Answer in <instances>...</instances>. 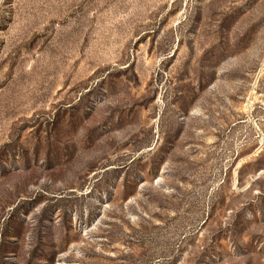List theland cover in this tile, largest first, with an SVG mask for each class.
<instances>
[{
  "label": "rangeland",
  "instance_id": "374dc122",
  "mask_svg": "<svg viewBox=\"0 0 264 264\" xmlns=\"http://www.w3.org/2000/svg\"><path fill=\"white\" fill-rule=\"evenodd\" d=\"M0 264H264V0H0Z\"/></svg>",
  "mask_w": 264,
  "mask_h": 264
}]
</instances>
